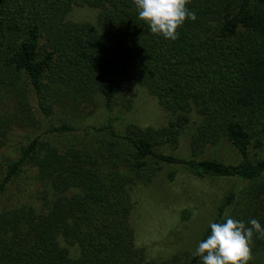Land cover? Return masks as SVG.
<instances>
[{"label":"trees","instance_id":"obj_1","mask_svg":"<svg viewBox=\"0 0 264 264\" xmlns=\"http://www.w3.org/2000/svg\"><path fill=\"white\" fill-rule=\"evenodd\" d=\"M77 4L98 8L97 24L67 20ZM187 7L197 20H186L172 41L150 31L133 0H0V158L15 130L39 127L36 112L48 120L15 157L0 161V195L28 165L55 194L47 211L0 209V264H201L195 250L148 259L135 242L131 187L151 181L163 163L233 181L213 222L231 216L264 225V0ZM129 81L170 114L165 125L118 131L109 115L89 127L96 136L88 141L59 146L46 134L75 129L50 121L66 99L75 112L99 96L111 113ZM190 125V156L166 151ZM223 139L238 161L199 156ZM209 233L207 226L200 240ZM60 239L76 245L77 256ZM252 256L249 264H264V238L256 234Z\"/></svg>","mask_w":264,"mask_h":264},{"label":"rangeland","instance_id":"obj_2","mask_svg":"<svg viewBox=\"0 0 264 264\" xmlns=\"http://www.w3.org/2000/svg\"><path fill=\"white\" fill-rule=\"evenodd\" d=\"M98 12V8L77 4L66 18L73 22L97 24ZM95 98L93 106L80 107L75 112L70 111L69 99L65 100L63 106L54 108L50 121L57 125L69 123L75 129L65 133H46L50 135L52 142L66 146L88 141L96 136V133L90 132L89 127L105 125L109 115L118 131H122L128 124L159 128L170 117L156 98L134 81L122 84L111 113L99 96ZM33 106L35 108L34 104ZM36 115L40 120L39 127L15 130L7 141L4 157L0 161L5 160V155L15 157L19 146L25 141V136L43 132L48 127L47 118L37 112ZM196 118L195 115L192 116V120ZM192 129L193 125H190L183 131L175 148L166 146L164 149L182 157H189L188 133ZM199 156L214 157L228 163L238 161L236 149L225 139L206 146ZM171 172L173 175L169 176ZM233 184L230 179L199 178L181 165L163 163L151 181L133 185L130 224L135 242L144 248L146 258L163 260L173 255L193 252L208 226V221L213 220L222 197ZM54 197L48 183L39 178L36 168L28 165L12 179L5 193L0 195V209L29 204L43 212L47 211ZM60 242L71 256H77L76 245H70L62 239Z\"/></svg>","mask_w":264,"mask_h":264},{"label":"clouds","instance_id":"obj_3","mask_svg":"<svg viewBox=\"0 0 264 264\" xmlns=\"http://www.w3.org/2000/svg\"><path fill=\"white\" fill-rule=\"evenodd\" d=\"M191 0H133L138 18L153 34L166 40L179 38L177 31L186 20L196 21L197 13L187 5ZM210 233L197 242L193 253L201 264H249L253 259V237L264 238V225L257 219L247 224L226 216L218 222L208 221Z\"/></svg>","mask_w":264,"mask_h":264}]
</instances>
